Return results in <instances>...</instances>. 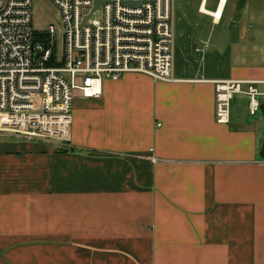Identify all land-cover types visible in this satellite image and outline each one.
Returning <instances> with one entry per match:
<instances>
[{
  "label": "crops",
  "instance_id": "1",
  "mask_svg": "<svg viewBox=\"0 0 264 264\" xmlns=\"http://www.w3.org/2000/svg\"><path fill=\"white\" fill-rule=\"evenodd\" d=\"M177 3L176 82L78 94L67 146L0 134V264H264L261 125L214 112L264 92V0Z\"/></svg>",
  "mask_w": 264,
  "mask_h": 264
},
{
  "label": "built area",
  "instance_id": "2",
  "mask_svg": "<svg viewBox=\"0 0 264 264\" xmlns=\"http://www.w3.org/2000/svg\"><path fill=\"white\" fill-rule=\"evenodd\" d=\"M34 1L0 0V134L67 146L78 94L99 98L104 81L128 74L177 81V0H43L61 14L60 28L45 30L34 27ZM214 84L218 123H229L238 94L261 112L256 82Z\"/></svg>",
  "mask_w": 264,
  "mask_h": 264
},
{
  "label": "rangeland",
  "instance_id": "3",
  "mask_svg": "<svg viewBox=\"0 0 264 264\" xmlns=\"http://www.w3.org/2000/svg\"><path fill=\"white\" fill-rule=\"evenodd\" d=\"M178 4V3H176ZM34 27L36 29L45 30L48 25L54 24L58 28L61 25V14L60 12L51 4L44 2L43 0H35L34 7ZM58 41V38H57ZM257 99L264 103V97L258 96ZM233 103V101H232ZM232 105V104H231ZM232 113L237 112L238 114H245L247 119L251 122H259L261 125L262 140L264 144V117L261 112L256 115L250 113L249 104H240L237 101L231 107Z\"/></svg>",
  "mask_w": 264,
  "mask_h": 264
},
{
  "label": "water",
  "instance_id": "4",
  "mask_svg": "<svg viewBox=\"0 0 264 264\" xmlns=\"http://www.w3.org/2000/svg\"><path fill=\"white\" fill-rule=\"evenodd\" d=\"M183 1H185V0H177V2H183ZM261 113H262V115L264 117V103L261 105ZM260 156H261L262 159H264V144L262 146V149H261V152H260Z\"/></svg>",
  "mask_w": 264,
  "mask_h": 264
}]
</instances>
